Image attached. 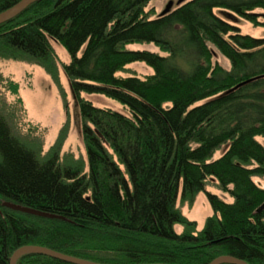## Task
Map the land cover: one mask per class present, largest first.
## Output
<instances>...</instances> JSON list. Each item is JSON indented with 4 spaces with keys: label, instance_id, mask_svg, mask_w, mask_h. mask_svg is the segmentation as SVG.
Instances as JSON below:
<instances>
[{
    "label": "trees",
    "instance_id": "obj_1",
    "mask_svg": "<svg viewBox=\"0 0 264 264\" xmlns=\"http://www.w3.org/2000/svg\"><path fill=\"white\" fill-rule=\"evenodd\" d=\"M18 1L0 0V12ZM149 1L37 0L0 24V59L54 73L52 40L67 49L88 156L87 169L62 162L59 147L42 156L0 112V200L61 216L2 206L0 264L27 244L107 264H208L223 254L264 264V209L257 211L264 187L254 180L264 176V37L241 33L219 13L264 26V12H254L264 0H189L154 18ZM130 43H154L167 54ZM218 52L230 69L213 60ZM136 61L154 73L117 75ZM82 92L128 111L99 107ZM211 177L234 201L207 191L214 213L197 229L178 194L193 202ZM17 264L73 263L30 253Z\"/></svg>",
    "mask_w": 264,
    "mask_h": 264
},
{
    "label": "rangeland",
    "instance_id": "obj_2",
    "mask_svg": "<svg viewBox=\"0 0 264 264\" xmlns=\"http://www.w3.org/2000/svg\"><path fill=\"white\" fill-rule=\"evenodd\" d=\"M169 1L150 0L145 10L150 11L151 18H154L167 6ZM224 12L226 11L219 13L238 26L241 33L264 37V26L232 13L238 19L236 20ZM254 12H264V10L259 8ZM52 44L58 55L55 65L57 69L54 73L31 60L0 59V112L7 118L15 135L29 144L33 143L34 146L40 147L42 156H47L59 147L62 162L82 161L87 169L88 156L83 136L84 122L78 100L64 68V65L71 60V56L62 44L54 40ZM126 47L133 50L147 49L162 55L167 54L154 43H130ZM213 60H218L227 69L231 68L230 60L221 52H218ZM153 73L154 69L149 64L136 61L127 64L117 75H137L145 78ZM82 96L99 107H110L122 112L128 111L122 103L103 94L82 92ZM225 149L226 146L217 150L213 159L220 157ZM254 180L264 187V176H255ZM207 191L218 194L228 202L234 201L228 192L220 188L219 181L215 177L208 178L205 190L200 191L193 202L183 200L180 190L177 205L185 216L196 221L197 229L203 228L207 217L214 213ZM3 201L8 200H0V209L4 206ZM175 229L181 232L184 226L176 224Z\"/></svg>",
    "mask_w": 264,
    "mask_h": 264
},
{
    "label": "water",
    "instance_id": "obj_3",
    "mask_svg": "<svg viewBox=\"0 0 264 264\" xmlns=\"http://www.w3.org/2000/svg\"><path fill=\"white\" fill-rule=\"evenodd\" d=\"M37 0H20L18 1L16 4H14L13 6L7 8L6 10L0 12V24L10 20L12 18H14L15 16H17L18 14H20L23 10H25L27 8L28 5H30L31 3L35 2ZM186 1L189 0H170L167 4V6L160 12V15H163L167 12H169L170 10L174 9L177 5H180ZM223 13V12H222ZM224 14L230 16L231 18H235L236 20H238L235 16L232 15L231 12H224ZM250 80H246V81H242L240 83H238L234 88H237L239 86H241L242 84L248 82ZM233 88V89H234ZM2 205L10 207L12 209L15 210H19L22 212H27V213H31V214H35V215H39V216H45V217H61L60 215L56 214V213H52L46 210H42V209H38V208H33L30 206H26L20 203H16V202H12V201H3ZM264 209V203H262L257 211L260 212ZM30 253H38V254H44V255H48L54 258H58L60 260L66 261V262H70L73 264H107V263H102V262H97V261H93V260H89L86 258H82V257H78V256H74L71 254H67L46 246H42V245H37V244H27V245H23L19 248H17L13 254L10 256V264H17V260L19 257H21L22 255L25 254H30ZM222 263H229V264H248L244 259H241L239 257H236L234 255H229V254H223L220 256L215 257L211 262H209L208 264H222ZM141 264H169V263H141Z\"/></svg>",
    "mask_w": 264,
    "mask_h": 264
}]
</instances>
